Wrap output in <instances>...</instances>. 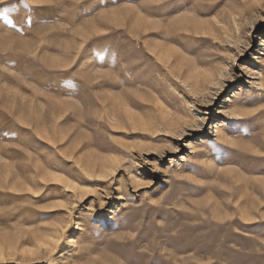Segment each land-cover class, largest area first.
I'll use <instances>...</instances> for the list:
<instances>
[{"label":"rangeland","instance_id":"rangeland-1","mask_svg":"<svg viewBox=\"0 0 264 264\" xmlns=\"http://www.w3.org/2000/svg\"><path fill=\"white\" fill-rule=\"evenodd\" d=\"M0 264H264V0H0Z\"/></svg>","mask_w":264,"mask_h":264},{"label":"snow or ice","instance_id":"snow-or-ice-1","mask_svg":"<svg viewBox=\"0 0 264 264\" xmlns=\"http://www.w3.org/2000/svg\"><path fill=\"white\" fill-rule=\"evenodd\" d=\"M61 207H63V205H61Z\"/></svg>","mask_w":264,"mask_h":264}]
</instances>
